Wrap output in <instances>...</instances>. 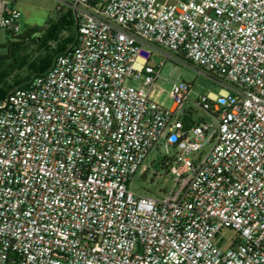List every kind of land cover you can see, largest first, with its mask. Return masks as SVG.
<instances>
[{
	"label": "built area",
	"instance_id": "obj_1",
	"mask_svg": "<svg viewBox=\"0 0 264 264\" xmlns=\"http://www.w3.org/2000/svg\"><path fill=\"white\" fill-rule=\"evenodd\" d=\"M60 2L76 44L0 97V264H264V0ZM157 52L219 94L157 101ZM159 146L172 190L134 193Z\"/></svg>",
	"mask_w": 264,
	"mask_h": 264
},
{
	"label": "rangeland",
	"instance_id": "obj_2",
	"mask_svg": "<svg viewBox=\"0 0 264 264\" xmlns=\"http://www.w3.org/2000/svg\"><path fill=\"white\" fill-rule=\"evenodd\" d=\"M20 12L21 31L17 36L3 28H0V88L3 85L17 87L22 81L36 75V69L42 61L56 55L61 47L67 45L76 38L77 26L70 15L69 9L60 0H5ZM73 22V23H72ZM32 32L34 36L22 39L20 35ZM20 43V44H19ZM70 45V44H69ZM68 45V46H69ZM20 47L21 51L16 52ZM151 65L157 67L161 63V76L154 88L155 93H160V103L170 107L172 101L169 98L174 84L185 82L191 86V98L208 94L218 95L220 85L211 78L198 75L188 66L165 59L162 53L152 56ZM186 110L194 111L192 120L200 122H212L210 114L199 106L188 102ZM165 149L159 146L145 161L144 173L141 168L130 182V189L139 195L162 196L173 188V179L168 174V168L164 166L166 157ZM172 151L168 157H173ZM221 236L226 245L231 243L234 232L224 229Z\"/></svg>",
	"mask_w": 264,
	"mask_h": 264
},
{
	"label": "trees",
	"instance_id": "obj_3",
	"mask_svg": "<svg viewBox=\"0 0 264 264\" xmlns=\"http://www.w3.org/2000/svg\"><path fill=\"white\" fill-rule=\"evenodd\" d=\"M70 15L72 17V20H74V22L76 23V26H77V20H76V17L74 16V14H73L72 11H70ZM11 34L13 36H17V35H14L13 33H11ZM20 36H22L21 37L22 39H27V38H30L31 36H34V35L32 34V32H26V33H24L23 35H20ZM76 41H77V35H76V38L74 40H72L70 42H67L68 43L67 45H65L64 47H61V49L58 51V53L56 55L50 56V57H48V59L42 61L41 64L39 65V67H37L38 69H36V75L35 76L41 75L43 73H46L52 67L55 58L58 55L64 54L67 51H69L70 49H72V47H74V45L76 44ZM20 49H21L20 47H17L16 48V52H20L21 51ZM0 74H2V73H0ZM32 78L33 77H30L26 81H22L19 84L17 83V87L24 85L25 83H27L28 81H30ZM0 83H2L1 80H0ZM14 88H16V87L3 85L0 88V97H5L8 94V92L11 91Z\"/></svg>",
	"mask_w": 264,
	"mask_h": 264
},
{
	"label": "water",
	"instance_id": "obj_4",
	"mask_svg": "<svg viewBox=\"0 0 264 264\" xmlns=\"http://www.w3.org/2000/svg\"><path fill=\"white\" fill-rule=\"evenodd\" d=\"M191 112H188V114H186L183 118L184 122L188 123L186 126H185V129H189L191 127V125L193 124V120L190 119L189 115H190Z\"/></svg>",
	"mask_w": 264,
	"mask_h": 264
},
{
	"label": "crops",
	"instance_id": "obj_5",
	"mask_svg": "<svg viewBox=\"0 0 264 264\" xmlns=\"http://www.w3.org/2000/svg\"><path fill=\"white\" fill-rule=\"evenodd\" d=\"M75 16V15H74ZM153 96H154V98L157 100V101H161V99H160V93H155V92H153Z\"/></svg>",
	"mask_w": 264,
	"mask_h": 264
}]
</instances>
